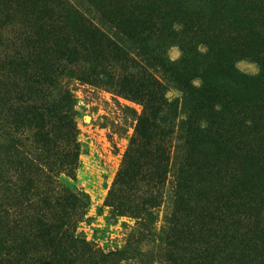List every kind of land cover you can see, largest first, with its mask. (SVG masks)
<instances>
[{
    "label": "trees",
    "instance_id": "16d2710c",
    "mask_svg": "<svg viewBox=\"0 0 264 264\" xmlns=\"http://www.w3.org/2000/svg\"><path fill=\"white\" fill-rule=\"evenodd\" d=\"M83 2L92 11L0 0V33L19 28L0 38V264L120 259L76 230L89 198L69 182L81 152L70 80L141 106L104 200L113 215L147 229L166 203L197 264H264V0Z\"/></svg>",
    "mask_w": 264,
    "mask_h": 264
},
{
    "label": "rangeland",
    "instance_id": "374dc122",
    "mask_svg": "<svg viewBox=\"0 0 264 264\" xmlns=\"http://www.w3.org/2000/svg\"><path fill=\"white\" fill-rule=\"evenodd\" d=\"M69 1L83 11H92L83 0ZM16 31L18 27L6 28L0 38L10 40ZM166 54L170 60H177L181 51L173 45ZM235 66L247 75L258 73L257 64L247 58L237 60ZM67 82L76 98L75 119L81 144L79 166L69 182L89 198L86 215L76 228L80 237L104 252L120 251L116 264H186L189 258L188 264H197V244L192 241L183 246L181 236L165 220L166 203L155 210V221L147 229L137 227L131 217L113 215L104 204L141 106L95 86L76 80ZM167 96H178V92L170 89Z\"/></svg>",
    "mask_w": 264,
    "mask_h": 264
}]
</instances>
